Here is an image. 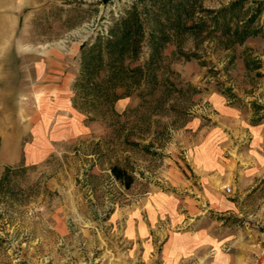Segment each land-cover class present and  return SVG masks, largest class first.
Masks as SVG:
<instances>
[{
    "label": "rangeland",
    "instance_id": "obj_1",
    "mask_svg": "<svg viewBox=\"0 0 264 264\" xmlns=\"http://www.w3.org/2000/svg\"><path fill=\"white\" fill-rule=\"evenodd\" d=\"M202 227L264 264V0H0V264H161Z\"/></svg>",
    "mask_w": 264,
    "mask_h": 264
},
{
    "label": "crops",
    "instance_id": "obj_2",
    "mask_svg": "<svg viewBox=\"0 0 264 264\" xmlns=\"http://www.w3.org/2000/svg\"><path fill=\"white\" fill-rule=\"evenodd\" d=\"M202 198L204 203H209L215 209L231 210L234 208L232 203L218 193L213 192V194H207ZM186 203L187 210L191 215L198 216L201 213L200 201L198 203L197 200L191 199ZM179 217L177 213L172 214L170 221L176 223L180 221ZM216 237L217 234L211 227L173 233L165 244L164 258L161 260V264H231L229 261L232 258L229 259L228 253H224L225 250L220 247L221 242ZM237 264L239 263L237 262Z\"/></svg>",
    "mask_w": 264,
    "mask_h": 264
},
{
    "label": "trees",
    "instance_id": "obj_3",
    "mask_svg": "<svg viewBox=\"0 0 264 264\" xmlns=\"http://www.w3.org/2000/svg\"><path fill=\"white\" fill-rule=\"evenodd\" d=\"M111 43V41H107V44H110ZM113 62H115L114 60H113ZM112 62V63H113ZM112 64H109V66H110V68H112V66H111ZM115 70V71H114ZM121 70L122 69H117L116 70V67L114 68L113 67V73H115V75H116V73H120L121 72ZM134 72L136 71V70H133ZM132 72V71H131ZM111 171H112V173H113V175H114V177L116 178V179H118V180H120V181H123V177H124V172L122 171V170H120V169H118V168H116V167H113L112 169H111ZM126 186H128V184L126 185Z\"/></svg>",
    "mask_w": 264,
    "mask_h": 264
}]
</instances>
